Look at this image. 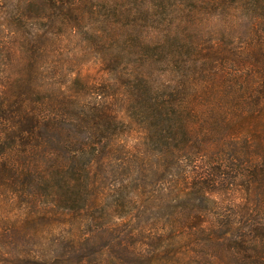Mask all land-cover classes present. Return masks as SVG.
I'll return each mask as SVG.
<instances>
[{"label":"trees","instance_id":"16d2710c","mask_svg":"<svg viewBox=\"0 0 264 264\" xmlns=\"http://www.w3.org/2000/svg\"><path fill=\"white\" fill-rule=\"evenodd\" d=\"M236 11L245 85L199 33ZM263 133L264 0H0V264H264Z\"/></svg>","mask_w":264,"mask_h":264},{"label":"rangeland","instance_id":"374dc122","mask_svg":"<svg viewBox=\"0 0 264 264\" xmlns=\"http://www.w3.org/2000/svg\"><path fill=\"white\" fill-rule=\"evenodd\" d=\"M29 25L34 26V22L29 21ZM36 28H41V26H37ZM200 28L203 30V32H199L201 36L204 38L208 36L214 43V47L220 48L221 44V46L225 48L224 51H226L227 54H234L235 59L233 60L234 62L231 61L232 65L228 67V73L230 72L233 76L235 74V78L238 76L240 82L244 83L243 85L248 84V82L257 75L254 73L256 66L251 60L242 62L244 60L243 55H250L252 53V50L248 47V38L252 30V21L251 18L247 17L246 13L243 11L220 12L205 17L203 16V22ZM29 30L31 31L32 29ZM155 34H157L156 30L150 32L149 38ZM63 46L64 47L59 53V60L62 65V71H64V77L58 79V84H67L68 80L73 77L75 78L76 66L83 65L85 70L90 67L93 60L90 51L82 48L79 40H70ZM206 46V43L200 44V48L204 54L206 52ZM205 59L204 56L200 58V60L203 61H205ZM152 74L151 80L153 79L157 83H163L169 80V77L164 75V72H161L159 69L153 71ZM256 158L262 160L261 155L256 156ZM4 212H7L6 216L9 215L10 217L17 215L16 210L13 209L8 211V207H5V209L0 208V216H4Z\"/></svg>","mask_w":264,"mask_h":264}]
</instances>
